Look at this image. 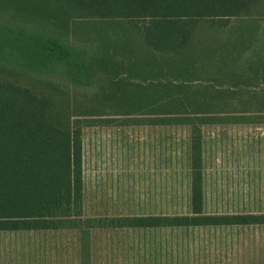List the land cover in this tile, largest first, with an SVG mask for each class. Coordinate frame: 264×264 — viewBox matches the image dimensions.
Returning a JSON list of instances; mask_svg holds the SVG:
<instances>
[{
    "label": "trees",
    "instance_id": "trees-1",
    "mask_svg": "<svg viewBox=\"0 0 264 264\" xmlns=\"http://www.w3.org/2000/svg\"><path fill=\"white\" fill-rule=\"evenodd\" d=\"M263 11L264 0H0V232L66 231L76 238L79 264H93L100 232L264 225V213L208 212L206 191L207 129L264 122V91L253 90L264 84V65H218L221 79L196 85L207 70L175 65L202 34L250 18L259 24ZM98 22L141 35L168 64L137 65L129 75L139 81L112 80L107 100L94 92L84 105L77 95L88 96L102 68L80 65L82 50L67 39L103 30ZM58 73L70 84L50 77ZM121 116L128 125L188 129L186 139L167 141L182 160L190 213H88L85 130Z\"/></svg>",
    "mask_w": 264,
    "mask_h": 264
},
{
    "label": "rangeland",
    "instance_id": "rangeland-1",
    "mask_svg": "<svg viewBox=\"0 0 264 264\" xmlns=\"http://www.w3.org/2000/svg\"><path fill=\"white\" fill-rule=\"evenodd\" d=\"M255 18L259 24L250 18L227 30L202 34L175 65H195L210 73L191 79L195 85L219 78L218 65H244L245 69L264 65V15ZM94 24L103 30L88 28L67 39L75 51L82 50L80 65L102 68L88 96L77 95L80 103L88 105L94 92L103 97L99 100H107L102 95L115 87L112 80L135 84L139 80H131L129 73L137 65L168 64L146 48L141 35L112 31L117 26L113 22ZM50 77L70 84L62 73ZM175 80L182 82V78ZM253 90L264 91V84ZM107 105L100 109L111 114ZM125 120L121 116L85 130L88 213L148 214L178 208L190 213L182 160L167 141L171 134L176 141L186 139L188 129L128 125ZM207 131L208 212L264 213V122L213 125ZM92 249L93 264H264V225L146 234L100 232ZM0 264H79L76 238L66 231L0 232Z\"/></svg>",
    "mask_w": 264,
    "mask_h": 264
}]
</instances>
